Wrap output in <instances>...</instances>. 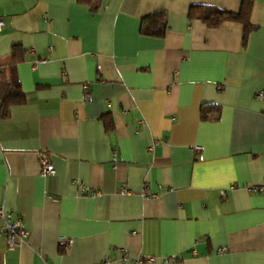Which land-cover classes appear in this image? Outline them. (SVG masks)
Listing matches in <instances>:
<instances>
[{
    "label": "crops",
    "instance_id": "0c3cea01",
    "mask_svg": "<svg viewBox=\"0 0 264 264\" xmlns=\"http://www.w3.org/2000/svg\"><path fill=\"white\" fill-rule=\"evenodd\" d=\"M87 1L0 0V66L26 52L27 97L0 117V210L28 233L0 237V264H264L247 190L264 185V0L245 43L187 16L242 0ZM152 13L162 37L140 34Z\"/></svg>",
    "mask_w": 264,
    "mask_h": 264
},
{
    "label": "trees",
    "instance_id": "16d2710c",
    "mask_svg": "<svg viewBox=\"0 0 264 264\" xmlns=\"http://www.w3.org/2000/svg\"><path fill=\"white\" fill-rule=\"evenodd\" d=\"M82 3H91L87 0H78ZM252 0H242L238 13L225 12L211 6H191L187 16L189 19H197L204 22L208 27L215 28L224 21L237 22L243 27V43L248 34L253 30L250 24V13L252 10ZM166 23L161 13H152L145 16L140 25V34L144 36L162 37L164 36ZM25 51L17 46L13 47L10 54L9 64L0 66V117H8L9 110L13 106L23 105L27 102V97L20 87L16 78L15 67L23 61ZM206 117V110H203ZM207 118V117H206Z\"/></svg>",
    "mask_w": 264,
    "mask_h": 264
},
{
    "label": "built area",
    "instance_id": "2783aa9c",
    "mask_svg": "<svg viewBox=\"0 0 264 264\" xmlns=\"http://www.w3.org/2000/svg\"><path fill=\"white\" fill-rule=\"evenodd\" d=\"M3 25H4L3 21L0 20V30L3 27ZM256 97L259 99H264V92H259L256 95ZM83 98L86 99L87 95L85 94L83 96ZM196 149L198 150V148H196ZM39 163H40V174L42 176H49V175H52L54 173L53 166L49 161L42 158L39 160ZM247 190L250 191L251 193H264V185H261L259 187H249V188H247ZM127 193L128 192L124 187H121L119 189L120 195H124ZM221 195L224 196V194H221ZM145 196H146V194H145ZM0 220L3 221V226L0 227V237L1 236L5 237L7 245L9 248H12V247L16 246L17 244L24 242V239L26 238L28 233H27V231H25L24 229L21 228L22 222L20 220H16L14 222L10 221L5 216V214L3 213L2 210H0ZM62 246L67 249L70 246V241H61L59 243V247H62ZM121 257L125 258L126 256L121 255ZM177 260H178L177 257L175 255H173V256L165 259L162 264H175V262H177ZM105 261H107V259H105ZM149 261H153V259L150 258Z\"/></svg>",
    "mask_w": 264,
    "mask_h": 264
}]
</instances>
